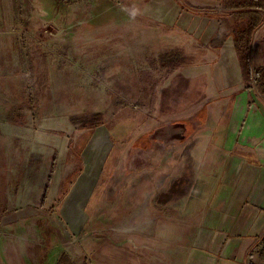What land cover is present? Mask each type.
<instances>
[{"label":"rangeland","instance_id":"obj_1","mask_svg":"<svg viewBox=\"0 0 264 264\" xmlns=\"http://www.w3.org/2000/svg\"><path fill=\"white\" fill-rule=\"evenodd\" d=\"M183 15L156 0H0V264L109 263L98 246L165 254L169 235L139 236L140 216L176 174L179 82L219 41ZM248 81L264 96L257 73Z\"/></svg>","mask_w":264,"mask_h":264},{"label":"crops","instance_id":"obj_2","mask_svg":"<svg viewBox=\"0 0 264 264\" xmlns=\"http://www.w3.org/2000/svg\"><path fill=\"white\" fill-rule=\"evenodd\" d=\"M156 1L179 19L188 13L210 20L207 41L219 40L207 50L214 57L198 59L203 70H189L179 82L183 93L174 112L183 114L171 118L167 130L176 174L155 190L140 216L139 236L168 234L161 242L168 249L158 254L140 244L138 257L132 249L93 250L100 259L108 253L107 264H264V96L245 81L231 30L223 40L215 36L219 21L209 14L220 8L210 7L214 0ZM196 3L208 9H195ZM249 54L252 76L264 66V22Z\"/></svg>","mask_w":264,"mask_h":264},{"label":"trees","instance_id":"obj_3","mask_svg":"<svg viewBox=\"0 0 264 264\" xmlns=\"http://www.w3.org/2000/svg\"><path fill=\"white\" fill-rule=\"evenodd\" d=\"M219 10H212L210 16L219 23L215 36L224 39L226 30L230 29L233 45L245 81L251 77L250 43L253 33L261 22H264V0H214ZM257 79L264 88V66L257 68ZM63 189V193H64Z\"/></svg>","mask_w":264,"mask_h":264},{"label":"bare ground","instance_id":"obj_4","mask_svg":"<svg viewBox=\"0 0 264 264\" xmlns=\"http://www.w3.org/2000/svg\"><path fill=\"white\" fill-rule=\"evenodd\" d=\"M86 171H87V170H86ZM90 171H91V170H90ZM84 174H85V173H84ZM89 176H90V175H89ZM91 176H92V175H91ZM92 178H93V177H92ZM83 179H84V178H83ZM81 180H82V179H81ZM80 182H81V181H80ZM87 182H88V181H87ZM87 182H86V183H87ZM78 185H79V184H78ZM82 185H83V183H82ZM82 185H81V186H82ZM85 185H86V184H85ZM85 185H84V186H85ZM82 187H83V186H82ZM90 187H91V186H90ZM83 188H84V187H83ZM85 188H86V187H85ZM79 189H82V188H79ZM80 191H81V190H80ZM80 191H79V192H80ZM74 193H75V192H74ZM77 194H78V193H77ZM68 202H69V201H68ZM70 209H71V208H70ZM73 209H74V208H73ZM73 212H74V211H73ZM73 212H72L71 216H72V218H74V221H73V222L76 224L77 214H76V212H74V213H73ZM77 212H78V211H77ZM68 215H69V214H68Z\"/></svg>","mask_w":264,"mask_h":264}]
</instances>
